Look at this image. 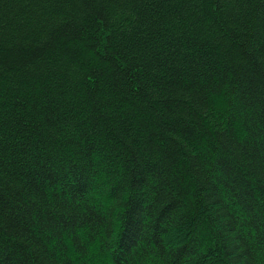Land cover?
Here are the masks:
<instances>
[{
	"label": "trees",
	"instance_id": "16d2710c",
	"mask_svg": "<svg viewBox=\"0 0 264 264\" xmlns=\"http://www.w3.org/2000/svg\"><path fill=\"white\" fill-rule=\"evenodd\" d=\"M0 264H264V0H0Z\"/></svg>",
	"mask_w": 264,
	"mask_h": 264
}]
</instances>
